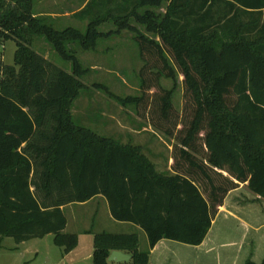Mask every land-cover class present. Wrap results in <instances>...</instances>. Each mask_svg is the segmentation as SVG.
I'll return each mask as SVG.
<instances>
[{"label":"trees","instance_id":"trees-1","mask_svg":"<svg viewBox=\"0 0 264 264\" xmlns=\"http://www.w3.org/2000/svg\"><path fill=\"white\" fill-rule=\"evenodd\" d=\"M128 3L94 17L82 32L56 30L34 14L33 0H0V42L16 44L13 64L0 63V237L20 243L51 234L67 253L78 234L64 231L62 206L101 195L115 220L146 233L150 248L161 239L195 246L239 184L264 199V0ZM107 20L117 28L104 33L98 26ZM124 29L143 60L141 94L120 97L97 86L138 113L151 104L150 125L175 141L172 173L159 171L141 145L100 135L72 116L88 70L72 45L93 49L100 37ZM36 36L71 61V72L32 48ZM178 75L188 103L181 119L174 86L160 84ZM86 233L93 234L91 264H114L107 260L112 250L129 253L131 264H148L137 233Z\"/></svg>","mask_w":264,"mask_h":264},{"label":"rangeland","instance_id":"rangeland-1","mask_svg":"<svg viewBox=\"0 0 264 264\" xmlns=\"http://www.w3.org/2000/svg\"><path fill=\"white\" fill-rule=\"evenodd\" d=\"M89 1L33 0V12L45 18V22L56 30L73 27L84 32L91 19L109 12L118 13L119 10L115 9H119L118 7L126 2V0H91L82 10ZM128 1L131 5L133 0ZM155 11L163 14L165 4L155 8ZM130 23L148 36L154 37V34L147 32L145 27L136 23L133 18L130 19ZM116 28L112 20H107L98 26V29L104 33ZM133 36L132 32L124 29L100 37L93 49L83 50L77 44L72 45L80 63L88 69L85 75L80 77L85 88L73 101L72 116L77 124L88 127L100 135L112 137L122 143L141 145L158 169L168 171L167 161L171 157L175 141L150 125L149 121L153 115L151 104L140 106L138 113L133 104L124 106L107 91L97 86V84L104 85L108 91L120 97L141 94L139 72L143 60ZM32 48L58 67L71 72V61L63 60L43 37L36 36ZM15 49L16 44L12 39L0 42V63L13 64ZM160 84L168 89L174 86L172 101L179 114L178 119H181L186 113L185 106L188 104L184 95L182 76L178 75L175 81L161 77ZM153 96V93H149L148 98ZM235 189L226 199V207L233 211L234 215L221 213L215 219L220 207L214 216L215 221L208 241L213 246H209V249L204 250L203 253L189 249L188 256L183 257L187 258L183 264H202L198 263L199 258L204 259L203 264H243L248 259L252 237L248 233V201L254 199L256 194L243 183ZM63 211L68 221L64 231H74L80 238L77 249L79 256L75 257L77 264H91V257L85 258L92 249L91 242L88 241L91 240V236L87 235L84 229H91L93 233L138 232L134 229V224L122 225L111 217L104 197L82 206L79 204L67 206ZM145 236L146 233L140 229L141 249L146 248ZM52 238L53 236L48 234L44 239L18 246L12 237H3L0 240V264H69L70 257L61 259V255L65 252L62 247L53 243ZM258 244L256 253L252 257L254 261H261L264 257V236ZM175 261L172 254L171 257L168 254L164 262L157 263L156 258L152 264H176Z\"/></svg>","mask_w":264,"mask_h":264},{"label":"crops","instance_id":"crops-1","mask_svg":"<svg viewBox=\"0 0 264 264\" xmlns=\"http://www.w3.org/2000/svg\"><path fill=\"white\" fill-rule=\"evenodd\" d=\"M156 168L158 169L157 166H156ZM167 168H168V171H164V170H160V169H158V170L162 171V172H166V173H172L173 171L170 168V159L167 161ZM235 190L236 189H233L232 191H230L227 196H229ZM227 196H226V198L224 200V203L221 206L218 214L216 215L215 219L221 213H227L229 215H234L233 211L227 209V207H226ZM102 197L103 196H101V195H97V196H95V197H93V198H91V199H89V200H87L85 202L69 203V204H66V205L62 206V209L64 210L65 207L70 206V205H75V204H79L81 206L82 205H86V204H88L90 202H93L96 199H102ZM107 205H108V203H107ZM109 213H110V211H109ZM215 219H213L212 224L214 223ZM66 220H67V218H66ZM119 223L122 224V225H126V224H128L130 222L119 221ZM129 225H133V223L129 224ZM66 226H67V223H66ZM133 227H134V229L138 230V232L134 231V233L138 234V237H139V240H140V229L141 228L139 226L135 225V224L133 225ZM211 227H212V225H211ZM211 227H210L206 237L204 238L202 243H200L199 245L190 246L188 244L180 243V242L173 241V240L161 239L160 241H158L154 245L153 248H150L149 244H148L147 236H145L146 248L145 249H141L139 246H138V248H139V250H142V251H149L148 264H152L156 260V258H157V261H158L157 263L164 262L167 259V255L168 254H169V257H171V254H172V257L175 258V260H176L175 261L176 264H183L187 260V258H183V257H187L188 256L189 249L192 248L196 252L202 251V253H203L204 250L206 251V250L209 249V246H213V244H210L208 242L210 240L209 239V235L211 233ZM87 230L88 229H84V232L86 233ZM122 233H133V232H122ZM248 233H250L252 235V237L250 238V250L248 251V259L247 260L254 261L252 259V257L256 253V249H257L256 247L259 246L258 242L260 240H262V237L264 236V199L261 198L258 195H256L254 199L248 201ZM87 235L91 236V240L89 239L88 241H89V243L91 242L92 249H91L90 253H88L86 255L85 258L91 257L92 256V252H93V234L87 233ZM45 237H47V235H45L42 238H32V239H29V240H26V241H22V242L18 243V246L27 245V243H32V241H36L37 239H44ZM1 238H3V237H0V240H1ZM79 245H80V238L78 237L77 246L74 249H72L71 251L62 254L61 255V259H65L67 257H70V259H69L70 263L69 264H77V259H75V257L79 256V252L77 250L79 248ZM197 261H198V263L199 262H201L202 264L204 263V259L200 260V258H199ZM233 262H234V260H233ZM254 262L259 263L260 261H254Z\"/></svg>","mask_w":264,"mask_h":264},{"label":"water","instance_id":"water-1","mask_svg":"<svg viewBox=\"0 0 264 264\" xmlns=\"http://www.w3.org/2000/svg\"><path fill=\"white\" fill-rule=\"evenodd\" d=\"M109 262L121 263L129 262L131 260V255L124 251L112 250L107 258Z\"/></svg>","mask_w":264,"mask_h":264},{"label":"built area","instance_id":"built-area-1","mask_svg":"<svg viewBox=\"0 0 264 264\" xmlns=\"http://www.w3.org/2000/svg\"><path fill=\"white\" fill-rule=\"evenodd\" d=\"M114 264H131V263H129V262H126V263H125V262L115 263V262H114Z\"/></svg>","mask_w":264,"mask_h":264}]
</instances>
